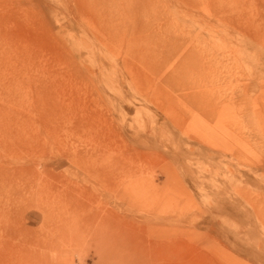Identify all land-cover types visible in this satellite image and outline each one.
<instances>
[{
	"label": "rangeland",
	"instance_id": "obj_1",
	"mask_svg": "<svg viewBox=\"0 0 264 264\" xmlns=\"http://www.w3.org/2000/svg\"><path fill=\"white\" fill-rule=\"evenodd\" d=\"M0 264H264V0H0Z\"/></svg>",
	"mask_w": 264,
	"mask_h": 264
},
{
	"label": "bare ground",
	"instance_id": "obj_2",
	"mask_svg": "<svg viewBox=\"0 0 264 264\" xmlns=\"http://www.w3.org/2000/svg\"><path fill=\"white\" fill-rule=\"evenodd\" d=\"M130 195H132V194L130 193ZM98 215H99L98 212L91 213V214H89V216H87V215L84 216L83 221H85L86 223L95 222L98 219Z\"/></svg>",
	"mask_w": 264,
	"mask_h": 264
}]
</instances>
